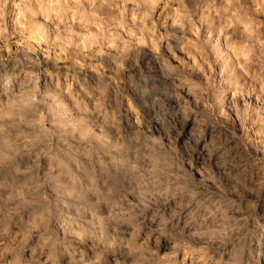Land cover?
<instances>
[{"label": "clouds", "instance_id": "clouds-1", "mask_svg": "<svg viewBox=\"0 0 264 264\" xmlns=\"http://www.w3.org/2000/svg\"><path fill=\"white\" fill-rule=\"evenodd\" d=\"M183 120L223 188L182 169ZM252 196L264 0H0V264H247Z\"/></svg>", "mask_w": 264, "mask_h": 264}, {"label": "rangeland", "instance_id": "rangeland-1", "mask_svg": "<svg viewBox=\"0 0 264 264\" xmlns=\"http://www.w3.org/2000/svg\"><path fill=\"white\" fill-rule=\"evenodd\" d=\"M168 138L179 154L182 169L190 179L201 183L210 180L213 186L224 187L227 181L220 172L222 169L220 160L210 148L213 140L210 135H206L194 121L183 120L168 130ZM29 163L25 161L22 167L28 166ZM41 164L44 171L51 166L48 159H43ZM68 167L76 171L71 164ZM247 220L245 238L247 264H264V197L249 198Z\"/></svg>", "mask_w": 264, "mask_h": 264}]
</instances>
